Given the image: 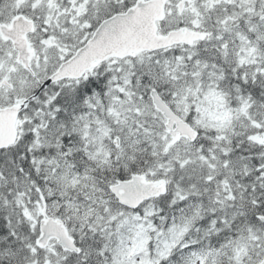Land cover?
Here are the masks:
<instances>
[{
	"label": "snow or ice",
	"instance_id": "1",
	"mask_svg": "<svg viewBox=\"0 0 264 264\" xmlns=\"http://www.w3.org/2000/svg\"><path fill=\"white\" fill-rule=\"evenodd\" d=\"M0 264H264V0H0Z\"/></svg>",
	"mask_w": 264,
	"mask_h": 264
}]
</instances>
